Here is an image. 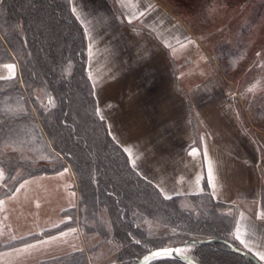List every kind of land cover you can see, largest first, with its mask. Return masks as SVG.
Listing matches in <instances>:
<instances>
[{
    "label": "trees",
    "instance_id": "obj_1",
    "mask_svg": "<svg viewBox=\"0 0 264 264\" xmlns=\"http://www.w3.org/2000/svg\"><path fill=\"white\" fill-rule=\"evenodd\" d=\"M246 31L243 24L232 41L222 37L219 43L216 58L230 75L247 72L251 64L255 70L262 60L256 50L252 63L243 43ZM87 51L86 31L71 0H0V64L18 65L16 76L0 80V165L5 170L0 200L23 180L66 167L73 172L78 198L76 206L63 211L61 224L0 242V251L71 227L80 230L86 243L95 241L40 264H96L109 255L118 264H135L149 249L209 237L241 247L231 204L217 200L208 188L165 200L136 171L96 114ZM189 248L201 264H257L225 242ZM150 264L186 263L167 257Z\"/></svg>",
    "mask_w": 264,
    "mask_h": 264
},
{
    "label": "crops",
    "instance_id": "obj_2",
    "mask_svg": "<svg viewBox=\"0 0 264 264\" xmlns=\"http://www.w3.org/2000/svg\"><path fill=\"white\" fill-rule=\"evenodd\" d=\"M130 2L139 7L122 6V0H71L86 31L88 74L111 136L131 151L136 171L167 195L208 188L217 200L231 204L234 234L239 223L249 247L236 239L238 244L264 264L258 255L264 253V128L251 131L244 124L222 75L209 70L204 46L170 0ZM148 5L153 7L144 17L129 23ZM10 63L16 76L18 65ZM4 64L9 63L0 64V76H8ZM246 94L255 95L249 89ZM256 105L250 98L245 109L258 112ZM193 147L196 156L189 155ZM205 150L216 177L215 194ZM65 169L75 182L71 168Z\"/></svg>",
    "mask_w": 264,
    "mask_h": 264
},
{
    "label": "rangeland",
    "instance_id": "obj_3",
    "mask_svg": "<svg viewBox=\"0 0 264 264\" xmlns=\"http://www.w3.org/2000/svg\"><path fill=\"white\" fill-rule=\"evenodd\" d=\"M172 5L192 26L198 41L204 46L213 67L219 72L232 102L237 106L244 124L251 131L264 128V2L262 0H170ZM247 24L243 43L252 54V63L257 50L258 62L255 70L240 71L230 75L218 62L217 49L222 37L232 41L234 34ZM195 48V46H194ZM199 47L195 51H199ZM221 71V72H220ZM253 87V88H252ZM255 95L248 97L247 90ZM249 94V93H248ZM250 98L256 99L257 109L248 111ZM251 106V105H250ZM246 108V109H245ZM0 176V189L5 186V170ZM19 189V191H17ZM0 201V242L13 238L41 233L61 224L63 211L77 205L75 182L65 168L50 174H39L23 180L14 192ZM75 229L76 231H72ZM62 233L66 235H62ZM95 238L89 241L93 243ZM77 227L31 240L0 251V264H39L44 258L66 254L75 249H86L87 244ZM109 255L96 264H118Z\"/></svg>",
    "mask_w": 264,
    "mask_h": 264
},
{
    "label": "snow or ice",
    "instance_id": "obj_4",
    "mask_svg": "<svg viewBox=\"0 0 264 264\" xmlns=\"http://www.w3.org/2000/svg\"><path fill=\"white\" fill-rule=\"evenodd\" d=\"M122 6L125 7H131V8H138L139 5L135 4V3H131L129 0V3L125 4L122 0ZM152 5H148V7L143 10V11H139L138 14L137 13H133L132 16L129 18V23H131L132 19H139L140 17H144L146 15V13H148L151 9H152ZM76 9L73 8V12H75ZM79 19V17H77ZM175 27V25H174ZM189 43H191V41H189ZM166 47H170V45L166 44ZM184 45H181V47H183ZM89 55L91 56V45L89 46ZM2 67L8 72V76H0V80H5V79H12L15 76V71H16V65L15 64H4L2 65ZM91 78V76H90ZM93 87L95 88V83L93 84ZM249 91H251V89H249ZM49 104L54 106V102L52 101L51 98H49ZM16 111H19L16 110ZM13 114H15V111L13 112ZM96 114L100 116V119L103 120L104 116L100 114V109L97 107L96 108ZM203 139V138H201ZM126 152H128L129 156L131 157L132 153L129 149H125ZM190 156H196L197 155V149L195 147H193L191 149V151L189 152ZM204 159L207 162V180H208V184L212 187L213 189V194H215V189H216V184H215V175H214V169H213V164L211 161L208 160V156H207V151L205 150L204 152ZM133 167L135 168V161H133ZM65 171H67V169H65ZM3 175V170L0 169V176ZM200 180L201 177L199 175H197L195 183L197 186H199L200 184ZM17 191H19V189H17ZM202 191V189H201ZM159 192L160 194L164 197L165 200H170L172 197L170 195H167L164 188L160 187L159 188ZM0 203H3L2 201H0ZM243 218V217H241ZM72 231H76L75 229H73ZM244 233L242 232V227L239 223H237L236 228H235V239L239 240L241 244L244 245L245 248L249 247V244L246 240L242 239V235ZM62 235H66L64 233H62ZM109 243H111V241H109ZM135 243L140 244L141 241L140 240H135ZM78 251H82V249H77ZM190 248H184L181 249L179 247L177 248H171V247H162V250H157V251H153L151 249H149V252L147 255H144L143 257V261L142 264H150L151 261L153 260H157V259H162V258H166L168 257L173 251L176 253H185L187 251H189ZM258 255L260 256V259L264 260V253H258ZM186 259H188L185 256ZM188 264H193V261H191V259H188Z\"/></svg>",
    "mask_w": 264,
    "mask_h": 264
},
{
    "label": "water",
    "instance_id": "obj_5",
    "mask_svg": "<svg viewBox=\"0 0 264 264\" xmlns=\"http://www.w3.org/2000/svg\"><path fill=\"white\" fill-rule=\"evenodd\" d=\"M214 241H220V242H225L231 250H233L234 252L240 253L250 259H252L254 262H256L257 264H263L254 254H252L251 252H249L246 249H243L241 247H238L236 244L232 243L229 240L226 239H222V238H218V237H209V238H202V239H188L186 241H184L182 244H176V245H168V246H161V247H156V248H152L151 250L153 251H157V250H162V247H171V248H189L190 244H200V243H208V242H214ZM149 251H147L146 253H144L137 261L135 264H142L143 261V257L144 255H147ZM185 256L188 259H191V261H193V264H201L199 261H197L193 256H191L188 251L181 254V253H176V252H172L168 257L171 258H176L179 259L183 262H185L186 264H188V259L185 258ZM167 258V257H166ZM154 261V260H153ZM152 262V261H151ZM150 262V263H151Z\"/></svg>",
    "mask_w": 264,
    "mask_h": 264
}]
</instances>
